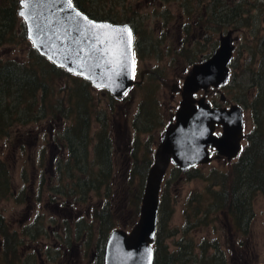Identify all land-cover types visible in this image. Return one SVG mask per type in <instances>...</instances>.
Instances as JSON below:
<instances>
[{
	"label": "trees",
	"instance_id": "obj_1",
	"mask_svg": "<svg viewBox=\"0 0 264 264\" xmlns=\"http://www.w3.org/2000/svg\"><path fill=\"white\" fill-rule=\"evenodd\" d=\"M100 1L102 0H73L79 10L93 19L108 20L112 23L121 20L111 13L106 14L103 11L104 0L101 2L102 5ZM18 2L19 0H0V47L12 45L18 38L27 50L25 57L23 56L24 59L23 57L0 59V140L10 141L13 129L20 131L28 124L47 120L56 126L53 128V140L61 143L60 146L64 148L61 156L65 158H60L57 163L64 177V181L59 185L61 194L86 198L88 192L102 190L107 198L109 195L107 190H110L113 176L114 150L107 114L103 109L97 110L94 106L92 91L95 90L89 82L55 66L33 48L26 36L24 23L17 15ZM96 2L102 9H99ZM182 2L190 7L192 2H196V5L202 4V0H182ZM208 4L213 5V0H210ZM219 11L220 19L223 20L227 16V9L222 2H220ZM131 20H133L132 17ZM133 30L140 37L145 32V29L138 25ZM224 30L225 26L221 24L214 31ZM135 42H138L139 49L136 50L141 55L144 54L143 52L147 54L153 52L151 49H156L157 46V44L152 45L153 43L147 44V49L142 51V41L136 39ZM193 52V50L187 52L189 63H193L197 58V52ZM151 94L152 90L151 93L142 97L141 106L148 104L149 107H143L147 110L154 107ZM259 113H254L256 117L254 127L237 159L228 163V170L222 173L211 172L204 177L207 182L204 193H191L187 196L184 203L186 207L183 209L185 231L207 226L214 220V215L219 214L223 217L228 229L235 233L247 234L255 216L254 200L258 195L264 197V131L256 125ZM96 123L97 126L93 129ZM142 132L144 131L139 133ZM90 150L94 160L91 166L84 164V162L90 164L86 161ZM100 161L103 164H100ZM143 162H145L143 171L134 164V168L133 165L131 166L132 172H136L139 176L138 199L135 203L136 216L139 213L145 177L151 160L146 159ZM85 167H87L86 170ZM76 168L86 172H79ZM198 173L194 170L184 175L188 179L201 178L202 175ZM83 176L85 179H82ZM168 185L169 182L166 181V184L161 186L159 194L153 264H228L229 259L217 244L216 239L208 245L205 242L196 245L199 249L197 252L193 248L195 244L193 239L184 236L175 242L174 249L169 250L166 240L174 236L177 229L167 227L173 211L171 198L167 192ZM25 188L18 190L13 188L10 167L0 157V202L13 199L18 204L23 203L25 196L29 197ZM37 199L39 200V197ZM93 213L98 216V220L107 231L114 226L113 212L107 205ZM5 226L4 215L0 212V252L4 260H14L16 255L19 256V251L13 246L16 228L7 232L4 230ZM103 227H101L102 230ZM210 249H212L211 252Z\"/></svg>",
	"mask_w": 264,
	"mask_h": 264
},
{
	"label": "rangeland",
	"instance_id": "obj_2",
	"mask_svg": "<svg viewBox=\"0 0 264 264\" xmlns=\"http://www.w3.org/2000/svg\"><path fill=\"white\" fill-rule=\"evenodd\" d=\"M101 2H103V0L100 1V4L102 5ZM208 2V0H204V3L201 5H196V2H192V6H208ZM103 5L105 6L103 11L106 14L111 13L116 18L118 17L121 19L117 20L119 23L130 22V24H133L134 19L131 20V17L133 18V13L141 15L142 19L140 21L145 29L144 34H146L148 42H154L159 36V39H161V46L158 45L156 49L152 48L151 50L153 52H149L148 54L147 52H143V55L137 53L139 56L138 67L150 68L151 70L158 72L160 74L158 75L159 77L162 75L161 80L164 83H167L165 85H161L160 83L154 84V88H157V91L150 96L154 99L153 106L155 112H148L153 113L152 119L147 115L148 113L145 112V109H143L144 112L141 111L143 106L139 103H141V100L143 99V94L141 93L142 90L133 88L128 93L127 100L130 101V104L129 102L124 104L121 103V101L112 102L102 93V91H92L94 106L97 110L103 109L108 115L109 130L113 137L114 144V173L111 179L110 190H107V192H109L107 198L103 195L102 190L88 192L87 198L90 199L87 201L86 198L85 201L79 202V204L73 206L70 215L83 216L85 219L89 220L85 213L87 209L93 213L94 211H100L104 205H107V207L113 212L112 220L114 226L120 227L124 223H136L139 217V215L136 216L135 214V203L138 199L137 191L139 176L136 172H132L133 169L129 170L125 165H133L132 161H134V164L136 163L138 166L146 159H149L152 162V151L156 146H154L153 142L157 141L160 133L168 123L170 104H172V110H174V107L178 105V101H180L179 93L171 98L170 87L179 77L181 69L189 67L190 65L187 63V58L184 56L173 59L174 56L172 51H167L168 49L164 47L168 43L166 36H160V31L165 30H161L159 23H157L158 14L169 11V15L171 16L170 21L172 23L167 32L168 34H172L176 29L175 26L178 22L179 24L183 23L181 16L179 18L181 11L180 8L185 5L182 0H104ZM97 6L99 9H102L98 3ZM175 15L177 18L173 20V16ZM263 34L264 29L259 32V35ZM149 38H151V40H149ZM240 38V40L239 38L237 40L238 56L235 57V62L236 66L239 64L242 66H238V69L236 70L239 71V76L235 74V83L232 86L233 90L230 98L231 100H234L233 96H236L243 101L244 99L241 97L243 96L246 99V102L251 103V100L249 101V95L253 94V89L255 90V88L254 85L251 86L250 71L243 66L246 65L254 70L257 69L256 63L254 64V61L252 60V56L248 54L252 49L254 50V45H252L250 40H243V36L241 35ZM155 44L156 43H153L152 45ZM158 48L162 53L160 54V57H156L158 54ZM176 49H178L177 45ZM26 51L24 43L17 38L16 43H12L10 46L4 45L0 47V59L25 57ZM193 53L196 52L194 51ZM258 57L259 56L256 55L255 59L257 60ZM175 75H177L176 78ZM179 84H181V82H179ZM236 86L239 88V92L238 89L235 88ZM225 90L226 89H224V91ZM217 99H219L218 95ZM138 106L140 108L141 118L137 120L136 124L138 125L136 127H138V129L134 131L133 128L135 126L132 125L133 119L135 120L138 117ZM115 110L125 113V115L116 113ZM258 111H260V116L256 125H259L260 129L264 131V95L258 104ZM157 115H159V117ZM159 120L160 122L157 123ZM252 122L254 125L255 121L248 118V123L246 122L248 129L254 127ZM50 126L52 129L56 127L47 120L37 124H28L25 127H22L20 131H15V129H13L10 141L7 139L0 140V157L5 160L6 164L10 167L13 188L18 190L22 187H26L25 192L29 195L28 201L23 202L22 204L16 203L13 199H7L0 202V209L3 208V215L8 219H13L12 224L17 229H19L20 226L17 224L22 223L19 221L28 220V223H30L32 219L37 217V214L43 215L42 225L43 228L46 229L49 225H53L51 218H54L57 221L59 220L55 216L56 214L62 213L67 215L69 212L68 208L64 207L65 200L68 198L61 194V190H59L61 181L57 180L58 177L56 172L57 160L65 158L64 156H61L64 152V148L61 147V143H58L57 141L55 142L56 148H52L53 145L50 144ZM96 126L97 123L93 126V129H95ZM141 131L144 132L139 133ZM25 138L28 142H26V145L24 146ZM15 145L16 147L14 148ZM53 149L55 150L53 151ZM92 157V152H90V156L86 160L90 164H87L86 162H84V164L91 166L93 164ZM151 162L149 166H151ZM143 168L144 166H141L139 170H142ZM228 168V164L224 166V163L213 160L208 164H204V167L199 169L198 174L202 175L203 178L188 179L184 174L178 172L172 173L170 170L166 172L163 185L166 184V181L169 182L167 192L171 198L173 208L170 220L167 222V227H174L177 229L176 234L167 238L166 243L168 244L169 249L172 250L175 248V242L182 239L184 236H187L193 239L195 242L193 248L198 252L199 249L196 245L203 242L208 245L213 243L214 239H216L217 244L220 245L225 256L229 259L228 264H264V197L261 195H258L254 200L253 209L255 216L247 234L235 233L228 229L223 217L219 214L214 215V220L207 226H201L197 229L185 231L183 209L186 207L184 203L187 196L191 193L203 194L207 183L204 180V177L214 171L220 173L225 172ZM40 185L45 190L48 188V193L40 191ZM53 190L58 192L56 195L58 194L60 198L59 200L61 204H58V206L48 198V195H53V197L58 199V196L51 193ZM38 197H40L41 200H38ZM23 214H28V216H26L25 219L19 220V216ZM70 219H72V217ZM57 221L55 224H57ZM94 224H96V221H94ZM42 240L43 239L40 238L31 243L32 240L29 234L27 247L29 250L32 246L42 249L44 245H46ZM50 246L54 247L53 244ZM209 251L211 252L212 249ZM26 252L27 249L24 251V254H26ZM40 255H43V253ZM72 258L73 255L68 256L66 259L67 261H70ZM61 260L63 261V258ZM0 264H19V257H15L14 260H4L0 252Z\"/></svg>",
	"mask_w": 264,
	"mask_h": 264
},
{
	"label": "water",
	"instance_id": "obj_3",
	"mask_svg": "<svg viewBox=\"0 0 264 264\" xmlns=\"http://www.w3.org/2000/svg\"><path fill=\"white\" fill-rule=\"evenodd\" d=\"M17 15L34 49L55 66L116 98L132 86L133 32L128 23L93 19L72 0H19ZM230 34L221 35L214 53L195 63L186 76L175 121L165 128L146 174L138 220L129 232H110L104 264H152L159 191L169 163L182 170L206 164L211 161L209 148L228 160L238 156L243 137L241 108L212 109L202 97H194L199 90L226 81L234 47ZM215 124L223 125L220 137L213 136Z\"/></svg>",
	"mask_w": 264,
	"mask_h": 264
},
{
	"label": "flooded vegetation",
	"instance_id": "obj_4",
	"mask_svg": "<svg viewBox=\"0 0 264 264\" xmlns=\"http://www.w3.org/2000/svg\"><path fill=\"white\" fill-rule=\"evenodd\" d=\"M210 2V0H208ZM208 2V3H209ZM220 2L224 5V8L227 9V16L223 18V20L220 19V11H219V5ZM202 3L204 1L202 0ZM208 6H200V7H190L187 4L184 6H181V11L179 18L181 16L182 22H178V24L175 26V30L172 32V34H168L167 30L172 23L170 21L171 16L169 15V11L159 13L158 14V21L160 25V29H164L165 31H160V36H166L168 43L164 46L168 50L172 51L173 53V59H177L178 57L184 56L187 58V52L194 50L197 52V58L193 61V63H189L187 60V63H189V67H185L181 69L180 75L177 78V80L172 83L170 89H171V98H173L174 95L179 93L180 95V101H178V105L174 107V110H172L173 106L170 104L169 109V120L166 124L167 125L175 121L176 112L179 108L180 102H181V88L183 86L184 80L186 76L189 74L192 66L195 63H199L204 61L205 59L209 58L214 51L219 46V40L221 35H225L227 32H230V36L232 38L233 43V50L231 57L229 59L228 63V72H227V78L226 81L223 84H220L218 86H209L207 89H201L198 92L194 94L196 99L203 98L205 102L209 104V107L212 109H222L225 111L230 110V108L233 105H237L241 108V115L243 118V138L241 139V148L240 151L243 148V144L247 141V138L249 137L250 132L252 131V128H247L246 122L248 123V118L252 119L253 121L256 120V117L254 116V113H258V104L260 103V100L262 99L264 95V34L259 35V32L264 29V0H213V5ZM189 10V11H188ZM141 15H138V13H133V19L134 23L130 24V22H124L128 23L132 29L138 26L143 28L142 22L140 21L142 18ZM177 16H173V20H175ZM131 21V20H130ZM122 23V22H120ZM141 23V24H140ZM223 24L225 26L224 31H214L220 27V25ZM210 29L212 31H210ZM146 34H142V37L138 35V33L133 32L134 39L140 40L141 42V50L147 49V44H151V42H148V39L145 36ZM240 35L243 36V40H250L252 42V45H254V50L252 49L251 52H248L252 56V60L254 61V64L256 63L257 69H252L250 66L244 65L243 67L247 68L250 71L251 77V86L254 85L255 90L253 89V94L249 95V101L251 100V103L246 102V99L241 96L244 100L242 101L241 98H237L236 96H233L234 100H231V92L233 90V85L235 83V74L239 76V71H236L238 69V66L241 67L242 65L236 66L235 57L238 56L237 49H238V38L239 40ZM172 36V37H171ZM133 42L134 47V58H135V65H134V82L130 89L128 90L127 94L124 97L116 98L114 97L107 89L101 88V89H95V91H102L104 95H106L112 102H120L126 104L130 101L127 100L128 93L133 89L137 88L139 90H142L141 93L144 95L152 93L157 91V88H154V84H161L165 85L167 83H164L162 79V75H160L158 72L151 70L150 68H139L138 67V54L140 53L138 50V42ZM157 46H161V39H159V36L154 40ZM176 45L178 46V49H176ZM156 46V48H157ZM158 48V54H162ZM162 50V49H161ZM258 55V59H255V56ZM160 57V56H159ZM139 68V69H138ZM241 70V69H240ZM177 75H175L176 78ZM174 78V79H175ZM181 82V84H179ZM231 82V84H230ZM230 85V86H229ZM235 88H239L236 86ZM224 89H226L224 91ZM217 95L218 98L217 99ZM142 96V97H143ZM126 99V100H125ZM143 100V99H142ZM141 100V101H142ZM141 104V103H139ZM195 107H198V104H194ZM144 106H148V104H144ZM143 106V107H144ZM139 113L138 117L134 120L133 119V125L135 126L133 129L136 131L138 127H136L137 120L141 118L140 108L138 106ZM145 109V112H155L154 107L151 108H142ZM144 112L143 110H141ZM116 113H121L115 110ZM106 113V112H105ZM153 113H148L147 115L153 117ZM247 113V114H246ZM107 114V113H106ZM122 115H125V113H121ZM159 117V115H157ZM257 116V115H256ZM108 118V115H107ZM157 121V123H159ZM253 125V122H252ZM51 128V126H50ZM164 128V129H165ZM248 129V130H247ZM164 131V130H163ZM163 131L160 133L157 141L154 143V149L152 151L153 158H154V151L160 141L161 135ZM53 129L51 128L50 131V140L52 148L55 147V141L52 137ZM223 134V125L222 124H215L213 128V136L220 137ZM112 137V135H111ZM113 140V137H112ZM27 139L25 138V144L26 145ZM114 146V144H113ZM56 148V147H55ZM55 149H53L54 151ZM210 151V157L211 161H219L224 163V166H226L228 163H230L233 160H236L237 158H233L228 160L223 155H218L215 148H209ZM239 151V154H240ZM89 151V156H90ZM114 152V150H113ZM238 154V155H239ZM93 155V154H92ZM238 157V156H237ZM113 158V165H112V173H114V165H115V159ZM59 160V159H58ZM57 160V163H58ZM154 160V159H153ZM153 160L151 163H153ZM126 161V159H125ZM124 163L126 164V162ZM210 161V162H211ZM209 162V163H210ZM92 163H94V160L92 158ZM98 163V162H97ZM134 164V161H132ZM100 164H103V162L100 161ZM208 164V163H207ZM99 165V164H98ZM138 169L141 166L145 165V162H142L138 166L136 163L134 164ZM102 167H105L104 165H100ZM126 168L131 170L130 164L125 165ZM201 167H204V164L197 165L195 167L189 168L187 170H182L178 166L169 163L166 172L168 170L174 172H178L181 174H184L186 172L191 171H198ZM87 167H85L86 170ZM134 168V166H133ZM79 172H84L83 169L76 168ZM57 177L59 181H63L64 177L62 176V173L57 167ZM86 172V171H85ZM82 179H85L84 176ZM78 181V180H77ZM164 180L162 181V183ZM61 184V183H60ZM40 191L48 193V188L45 190L40 185ZM52 194L58 193L57 191L53 190L51 192ZM68 199L65 200L64 207L68 208V214H56L55 216L59 219L58 221L54 218H51V221L53 222V225H49L46 229L43 228L42 220L43 215H38L30 223H28V220L19 221L22 223L17 224L19 226V229L14 227L12 224L13 219H8L4 216L5 219V227L4 230L7 232L15 230L16 232V238H14L13 246L19 251V264H104L105 259V248L107 239L109 237L110 232L113 229H122L127 232L131 230V228L134 226L133 224H126L124 223L120 227L112 226L108 231L102 226L101 221L98 220V216L93 215L94 213H91L87 209L85 211L86 216L88 219H85L83 216H74L70 215V212H72L73 206L76 204H79V202L85 201L86 198H75L70 197L69 195H66L63 193ZM88 195V194H87ZM48 198L54 202L56 206L58 204L60 205V198L58 196V199L53 197V195H48ZM29 197L25 196L24 202H27ZM90 198H87V201ZM39 200L40 197H39ZM22 204V203H21ZM61 207V208H64ZM3 208L0 209V212H2ZM25 216V217H22ZM28 214H23L19 216V220L25 219ZM72 217V219H70ZM57 221V224L55 222ZM94 221H96V224H94ZM103 227V230L101 229ZM14 232V231H13ZM30 234L31 243L37 239H43L42 242L46 245L42 249H38L35 246H32L31 249L27 247L28 245V236ZM2 240V239H1ZM41 242V241H40ZM51 244L54 245V247L50 246ZM1 247V242H0ZM33 248V249H32ZM27 249L26 254H24V251ZM170 250V249H169ZM43 253V255H40ZM73 258L70 261H67L68 256H72ZM17 257V255L15 256ZM63 258V261L61 260ZM15 259V258H14Z\"/></svg>",
	"mask_w": 264,
	"mask_h": 264
},
{
	"label": "snow or ice",
	"instance_id": "obj_5",
	"mask_svg": "<svg viewBox=\"0 0 264 264\" xmlns=\"http://www.w3.org/2000/svg\"><path fill=\"white\" fill-rule=\"evenodd\" d=\"M21 15H23V13H21ZM85 19H86V17H85ZM99 27H105V26L101 25V26H99ZM129 35H131V33H130V32H129Z\"/></svg>",
	"mask_w": 264,
	"mask_h": 264
}]
</instances>
